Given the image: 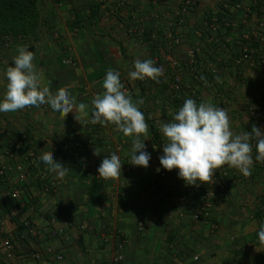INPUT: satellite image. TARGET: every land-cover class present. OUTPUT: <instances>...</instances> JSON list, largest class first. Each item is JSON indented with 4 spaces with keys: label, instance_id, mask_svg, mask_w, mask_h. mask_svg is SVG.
<instances>
[{
    "label": "crops",
    "instance_id": "1",
    "mask_svg": "<svg viewBox=\"0 0 264 264\" xmlns=\"http://www.w3.org/2000/svg\"><path fill=\"white\" fill-rule=\"evenodd\" d=\"M184 1L39 0L37 32L0 40V100L6 68L14 66L21 46L34 53L53 94L65 88L89 105L87 121L107 70L118 71L133 101H144L139 108L149 125L144 143L151 157L147 168L130 164L134 137L113 125H81L74 113L62 121L48 104L0 113V245L15 246L11 256L0 252V264H264L258 241L264 163L254 159L248 177L224 165L214 176L226 174L225 190L208 199L210 183L186 186L178 170L159 162L165 142L160 125L189 98L224 109L234 134L250 133L253 124L264 129V0H195V9L183 13ZM224 18L229 27H210ZM253 33L254 54L245 61L241 50ZM190 49L198 51L195 64H188ZM164 51L181 70L167 66L159 83L129 78L135 60L155 62ZM210 68L217 72L213 79L206 75ZM51 151L69 169L63 180L38 159ZM112 153L120 157L121 177L101 179L97 169ZM118 253L121 263L114 262Z\"/></svg>",
    "mask_w": 264,
    "mask_h": 264
},
{
    "label": "clouds",
    "instance_id": "2",
    "mask_svg": "<svg viewBox=\"0 0 264 264\" xmlns=\"http://www.w3.org/2000/svg\"><path fill=\"white\" fill-rule=\"evenodd\" d=\"M17 52L18 55L13 58L14 66L6 68V92L0 100V113L48 104L54 112L60 113L62 121L69 113H74V119L81 125L87 122L113 125L125 137H134L130 164L144 168L149 166L151 157L144 143L149 139V125L139 108L144 101H133L124 89L118 71L107 70L102 81L104 91L92 99L91 119L87 121L83 118L89 115L88 104L77 103L65 88L53 94L49 86L42 83L43 75L33 63L34 53L27 46L18 47ZM154 64L152 59L135 60L134 70L128 73L129 78L141 81L149 78L159 83L163 70ZM160 132L165 140L163 155L159 157L160 165L169 172L178 170V177L186 186L198 187L210 183L214 173L224 165L248 177L252 174L254 159L264 163V129L253 124L250 133L234 134L227 112L211 103L197 105L193 99H186L171 121L161 123ZM93 154L99 156L100 149L95 147ZM38 159L46 165V171L56 174L57 179L63 180L69 171L65 164L54 159L52 151L43 152ZM121 168L120 157L112 153L110 157L103 158L97 169L98 176L104 180H119ZM258 241L264 248V223L259 227Z\"/></svg>",
    "mask_w": 264,
    "mask_h": 264
},
{
    "label": "built area",
    "instance_id": "3",
    "mask_svg": "<svg viewBox=\"0 0 264 264\" xmlns=\"http://www.w3.org/2000/svg\"><path fill=\"white\" fill-rule=\"evenodd\" d=\"M196 7V2L195 0H185L183 3V8H182V12H189L192 9H195ZM236 7L239 10H242V7L239 3L236 4ZM181 22H183V17H181ZM230 26V22L227 18L221 19V20H217V19H213L210 23V27L213 29H218L220 27H229ZM257 35L256 34H252V35H247L246 38V42L247 45L245 47L242 48L241 50V57L243 60L245 61H249L254 54L253 48H252V43H250V41H253L254 38H256ZM262 39V38H261ZM174 43L176 45H179L181 43V38L179 36H177L174 39ZM215 45H221V42L219 41H215ZM263 45H264V40H263ZM198 55V51L196 49H190L187 53V57H188V64H195L196 62V58ZM187 64V63H186ZM154 66L156 67H160L162 68L163 72H165L166 67L169 66L171 69L173 70H181V64L178 62L177 59L173 58L170 54L167 53V51H164L160 57L155 61ZM190 66V65H189ZM186 70V68H185ZM216 69L215 68H210L208 69V71L206 72L207 78L213 79L214 76L216 75ZM175 84L179 85L181 83V77L178 74L175 77ZM23 142L21 141L20 144H22ZM160 179H164L166 177V174L164 172H160V174L158 175ZM46 177L43 175L41 176V180H45ZM226 179V174L223 173L221 175L218 176H214L213 180L210 182L211 184V188H209V190L206 193V197L208 199L213 198V196L215 195L216 192H220V191H224L225 190V186H224V182ZM19 198V192L13 191L11 193V199L13 200H17ZM204 217L208 218L209 214H204ZM197 219H199V216H196ZM140 228L142 229L143 227L140 226ZM213 228L216 229L215 226H213ZM63 232V230H59L58 233L61 234ZM57 234V233H54ZM20 238H24V236H20ZM122 247V246H120ZM15 246L14 244H12L9 241L4 242L3 245H0V252L2 251L3 253H7L8 256H11L12 253L14 252ZM54 250L52 248L48 249V252L52 253ZM36 258H39V255H35ZM57 260H62L63 257L61 255H57L56 256ZM123 261V255L118 253L115 258H114V262L116 263H121Z\"/></svg>",
    "mask_w": 264,
    "mask_h": 264
},
{
    "label": "trees",
    "instance_id": "4",
    "mask_svg": "<svg viewBox=\"0 0 264 264\" xmlns=\"http://www.w3.org/2000/svg\"><path fill=\"white\" fill-rule=\"evenodd\" d=\"M41 22L39 0H0V40L32 37ZM152 136L157 140L153 129Z\"/></svg>",
    "mask_w": 264,
    "mask_h": 264
}]
</instances>
